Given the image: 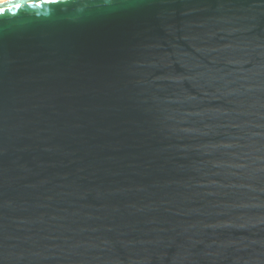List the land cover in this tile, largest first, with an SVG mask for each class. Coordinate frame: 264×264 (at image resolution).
<instances>
[{"label":"water","instance_id":"water-1","mask_svg":"<svg viewBox=\"0 0 264 264\" xmlns=\"http://www.w3.org/2000/svg\"><path fill=\"white\" fill-rule=\"evenodd\" d=\"M0 7V264H264V0Z\"/></svg>","mask_w":264,"mask_h":264},{"label":"snow or ice","instance_id":"snow-or-ice-1","mask_svg":"<svg viewBox=\"0 0 264 264\" xmlns=\"http://www.w3.org/2000/svg\"><path fill=\"white\" fill-rule=\"evenodd\" d=\"M17 7H19V5H17ZM6 11V9L5 8H3V7H0V13H4Z\"/></svg>","mask_w":264,"mask_h":264}]
</instances>
